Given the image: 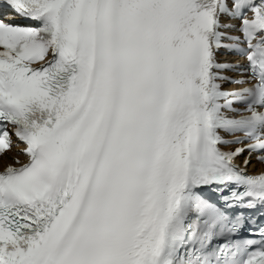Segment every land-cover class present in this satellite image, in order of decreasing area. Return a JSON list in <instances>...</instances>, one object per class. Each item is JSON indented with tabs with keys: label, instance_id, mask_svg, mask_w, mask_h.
Returning <instances> with one entry per match:
<instances>
[{
	"label": "snow or ice",
	"instance_id": "snow-or-ice-1",
	"mask_svg": "<svg viewBox=\"0 0 264 264\" xmlns=\"http://www.w3.org/2000/svg\"><path fill=\"white\" fill-rule=\"evenodd\" d=\"M0 161V264H264V0H0Z\"/></svg>",
	"mask_w": 264,
	"mask_h": 264
}]
</instances>
